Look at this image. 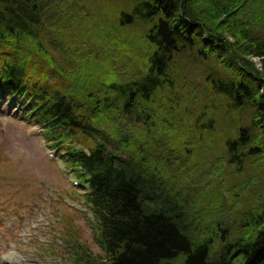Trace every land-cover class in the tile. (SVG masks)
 <instances>
[{
    "label": "trees",
    "instance_id": "trees-1",
    "mask_svg": "<svg viewBox=\"0 0 264 264\" xmlns=\"http://www.w3.org/2000/svg\"><path fill=\"white\" fill-rule=\"evenodd\" d=\"M86 4L0 0V89L92 216L66 261L264 264V0Z\"/></svg>",
    "mask_w": 264,
    "mask_h": 264
},
{
    "label": "rangeland",
    "instance_id": "rangeland-1",
    "mask_svg": "<svg viewBox=\"0 0 264 264\" xmlns=\"http://www.w3.org/2000/svg\"><path fill=\"white\" fill-rule=\"evenodd\" d=\"M84 6L88 17L99 11L111 22L119 21L124 11L123 0H95V5ZM253 60L259 66L260 59ZM19 108L13 98L5 100V92L0 89V264H70L60 239L66 232L61 220L64 215L71 219L70 224L81 229V239L97 252L88 226L92 217L85 204L77 199L70 201L66 190L72 188V178L40 126L18 114ZM201 181H207L203 172ZM247 189L244 194L250 191ZM229 195L225 194L227 198ZM253 196L257 197L250 194L247 198ZM72 209L79 216L73 215ZM46 247L61 259L44 254Z\"/></svg>",
    "mask_w": 264,
    "mask_h": 264
}]
</instances>
